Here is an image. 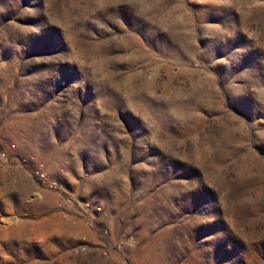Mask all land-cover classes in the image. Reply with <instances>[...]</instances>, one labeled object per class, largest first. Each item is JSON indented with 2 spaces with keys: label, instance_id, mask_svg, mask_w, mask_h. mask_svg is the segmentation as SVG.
<instances>
[{
  "label": "rangeland",
  "instance_id": "obj_1",
  "mask_svg": "<svg viewBox=\"0 0 264 264\" xmlns=\"http://www.w3.org/2000/svg\"><path fill=\"white\" fill-rule=\"evenodd\" d=\"M0 264H264V0H0Z\"/></svg>",
  "mask_w": 264,
  "mask_h": 264
},
{
  "label": "built area",
  "instance_id": "obj_2",
  "mask_svg": "<svg viewBox=\"0 0 264 264\" xmlns=\"http://www.w3.org/2000/svg\"><path fill=\"white\" fill-rule=\"evenodd\" d=\"M35 173L40 179H43V180L46 179V174L42 170L38 169V170H36Z\"/></svg>",
  "mask_w": 264,
  "mask_h": 264
}]
</instances>
